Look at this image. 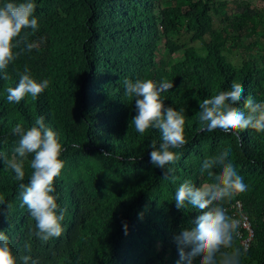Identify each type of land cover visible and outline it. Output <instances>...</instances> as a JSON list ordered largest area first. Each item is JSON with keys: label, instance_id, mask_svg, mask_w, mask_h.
I'll list each match as a JSON object with an SVG mask.
<instances>
[{"label": "trees", "instance_id": "obj_1", "mask_svg": "<svg viewBox=\"0 0 264 264\" xmlns=\"http://www.w3.org/2000/svg\"><path fill=\"white\" fill-rule=\"evenodd\" d=\"M5 2L24 0L0 5ZM34 2L38 30L24 29L21 38L35 46L30 52L14 49L19 57L0 73V153L15 155L17 124L28 130L44 117L58 133L65 166L54 195L63 232L46 243L30 237L35 221L21 206L19 184L29 183L34 156L25 161L23 181L0 159V231L13 253L28 254L24 245L30 242L40 264H178L175 237L201 213L190 205L177 209L175 192L185 180L211 183L201 173L204 160L231 147L229 159L248 187L223 207L232 217L238 201L241 214L250 217L254 240L241 264H264V133L208 132L198 116L199 103L230 90L233 82L244 88L236 107L243 109L248 96L264 102V0L256 8L244 0ZM231 5L240 12L228 14ZM26 66L37 82L48 79L50 86L35 99L8 103L6 90L18 84ZM126 78L174 85L161 99L165 107L184 109L186 117L187 143L173 149L179 159L167 166L175 182L150 163L149 145L161 142L160 132L139 134L130 126L137 112L124 96ZM235 247L241 249L236 240Z\"/></svg>", "mask_w": 264, "mask_h": 264}, {"label": "clouds", "instance_id": "obj_2", "mask_svg": "<svg viewBox=\"0 0 264 264\" xmlns=\"http://www.w3.org/2000/svg\"><path fill=\"white\" fill-rule=\"evenodd\" d=\"M36 7L34 0L5 2L0 5V73L19 57L20 52L33 50L35 45L28 41L27 36L21 38V33L24 29H32L33 32L38 30ZM17 48L20 52L13 51ZM2 78L7 80L9 77L5 73ZM50 83L48 79L37 82L26 66L24 72L19 74L18 84L7 88V102L18 104L26 96L35 99L49 88ZM123 85L124 96L134 101L137 112L130 126H134L139 134L150 129L160 132L161 142L157 144L153 140L149 145L152 149L149 153L150 163L162 170L163 179L175 182L176 178L170 176L171 169L167 166L179 159L173 149L182 148L187 139L184 109L177 111L173 107H165V102L161 99L162 93L174 87L173 83L167 80L156 83L151 79L133 81L126 78ZM243 94V85L233 82L230 90L221 91L199 103L198 116L202 130L212 132L219 129L238 134L251 128L264 133V102H256L253 97L248 96L244 100L243 109L236 107ZM12 134L19 137L18 146L14 148L15 155L9 159L4 153H0V159L5 164V170H12L15 179L23 181L25 161L29 154L34 156L30 161L33 172L29 183L19 184L23 202L21 206H27L30 218L35 221V228L30 229V237L34 236L46 243L59 238L63 232L61 222L64 215L54 195V181L65 166L61 159L63 146L58 133L45 125L44 117L38 118L28 130L17 124L12 129ZM237 138L239 139L238 135ZM231 152V147H228L218 155L204 160L201 173L207 172L212 179L211 183L197 186L185 180L175 192L177 209L182 210L190 205L201 213L191 222L190 228L183 229L175 237L179 249L177 254L180 256L178 264H193L197 258L198 264H241L242 254L251 247L254 232L248 217L246 216L248 229L244 230L239 228V218L228 216L223 207L226 201L245 192L248 187L229 159ZM217 167L220 169L219 174L212 171ZM4 204L5 200L0 196V205ZM7 208L10 209L11 204ZM126 228L125 225V230ZM235 240L241 249L235 247ZM24 251L28 254H14L8 236L0 231V264H40L39 259H34L30 254V242L24 245Z\"/></svg>", "mask_w": 264, "mask_h": 264}, {"label": "built area", "instance_id": "obj_3", "mask_svg": "<svg viewBox=\"0 0 264 264\" xmlns=\"http://www.w3.org/2000/svg\"><path fill=\"white\" fill-rule=\"evenodd\" d=\"M241 204L237 202L235 204V210L232 214L233 219L239 218L238 221L240 222L239 228H242L244 230L248 229V222L245 215L241 214ZM240 216V217H238Z\"/></svg>", "mask_w": 264, "mask_h": 264}, {"label": "rangeland", "instance_id": "obj_4", "mask_svg": "<svg viewBox=\"0 0 264 264\" xmlns=\"http://www.w3.org/2000/svg\"><path fill=\"white\" fill-rule=\"evenodd\" d=\"M238 2H241L242 0H237ZM246 3H250V5H252L254 8L261 6V3H258V0H244ZM239 13L240 10L238 8H236V6L231 5L230 6V10L228 11V14L231 13ZM263 41V40H262Z\"/></svg>", "mask_w": 264, "mask_h": 264}, {"label": "bare ground", "instance_id": "obj_5", "mask_svg": "<svg viewBox=\"0 0 264 264\" xmlns=\"http://www.w3.org/2000/svg\"><path fill=\"white\" fill-rule=\"evenodd\" d=\"M238 202V201H237ZM233 207V206H232ZM242 208V207H241ZM244 215V214H243ZM249 219H250V217H249Z\"/></svg>", "mask_w": 264, "mask_h": 264}]
</instances>
